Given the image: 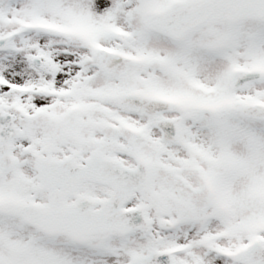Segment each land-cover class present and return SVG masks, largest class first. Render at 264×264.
Listing matches in <instances>:
<instances>
[{"label":"snow or ice","instance_id":"obj_1","mask_svg":"<svg viewBox=\"0 0 264 264\" xmlns=\"http://www.w3.org/2000/svg\"><path fill=\"white\" fill-rule=\"evenodd\" d=\"M0 264H264V0H0Z\"/></svg>","mask_w":264,"mask_h":264}]
</instances>
